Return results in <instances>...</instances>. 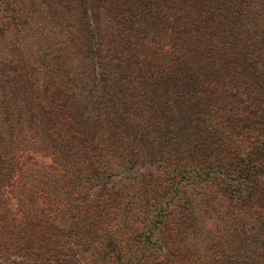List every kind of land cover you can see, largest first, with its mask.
I'll use <instances>...</instances> for the list:
<instances>
[{"label":"rangeland","instance_id":"obj_1","mask_svg":"<svg viewBox=\"0 0 264 264\" xmlns=\"http://www.w3.org/2000/svg\"><path fill=\"white\" fill-rule=\"evenodd\" d=\"M188 1L0 0V264H264V0Z\"/></svg>","mask_w":264,"mask_h":264},{"label":"trees","instance_id":"obj_2","mask_svg":"<svg viewBox=\"0 0 264 264\" xmlns=\"http://www.w3.org/2000/svg\"><path fill=\"white\" fill-rule=\"evenodd\" d=\"M162 1H164V0H160L161 5H162ZM177 4H178V8H177V11L175 13H167L166 11H168V10L166 9V11L162 15L163 18L165 17V19H163L162 21H163V24H165V25L168 24V25H170L171 28L176 30L177 33H179L177 35V37L179 36L178 38H180V36H183L185 30H187V29L190 30L193 28V27H189V25H186V24H190V22L193 21V19L196 20L197 15H196V13H194V11H191V8H189V5H192V2H189L188 0H177ZM192 7H193V5H192ZM172 16L182 17V19H180L181 20L180 24L174 22V19L172 18ZM201 32L203 35V31H201ZM200 34H199V36H200ZM189 69H190V67H188V70Z\"/></svg>","mask_w":264,"mask_h":264}]
</instances>
